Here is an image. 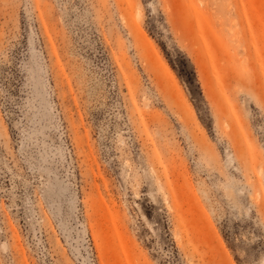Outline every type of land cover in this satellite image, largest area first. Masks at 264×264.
<instances>
[{
  "label": "rangeland",
  "instance_id": "1",
  "mask_svg": "<svg viewBox=\"0 0 264 264\" xmlns=\"http://www.w3.org/2000/svg\"><path fill=\"white\" fill-rule=\"evenodd\" d=\"M262 139L264 0H0V264H260Z\"/></svg>",
  "mask_w": 264,
  "mask_h": 264
},
{
  "label": "snow or ice",
  "instance_id": "2",
  "mask_svg": "<svg viewBox=\"0 0 264 264\" xmlns=\"http://www.w3.org/2000/svg\"><path fill=\"white\" fill-rule=\"evenodd\" d=\"M2 70L5 71V72H7L9 69H8L7 66H5ZM7 96H8V93L6 92V93H5V98H6V99H7ZM260 151H261L262 153H264V139H262L261 142H260ZM240 264H249V262H248L247 260H245V261H241ZM260 264H264V260H262V261L260 262Z\"/></svg>",
  "mask_w": 264,
  "mask_h": 264
}]
</instances>
